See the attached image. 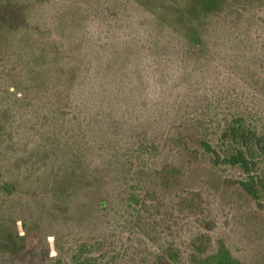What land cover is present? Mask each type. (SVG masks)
Returning a JSON list of instances; mask_svg holds the SVG:
<instances>
[{"label":"rangeland","instance_id":"rangeland-1","mask_svg":"<svg viewBox=\"0 0 264 264\" xmlns=\"http://www.w3.org/2000/svg\"><path fill=\"white\" fill-rule=\"evenodd\" d=\"M5 2L28 4V27L0 33V182L19 184L13 194L0 193V264H75L72 254L82 243L109 264H264V188L259 205L238 184L229 185L241 171L188 163L171 141L184 127L214 129L234 115L264 138V0H176L189 16H216L208 33L206 21L197 22L208 56L180 60L167 51L166 58L124 66V75L103 81L102 72L95 73L71 89L58 123L42 127L39 98L55 95L69 68L80 79L84 63L107 62L109 46L134 48L143 40L138 24L149 3ZM107 30L127 42L107 44ZM98 48L99 58L90 60ZM127 53L121 63L130 62ZM13 114L17 122L33 120L19 137L54 147L40 162L31 155L27 170L12 166L18 150L7 148ZM104 118L115 121L108 125ZM138 129L160 130L164 143L154 157L145 155L144 164L137 159ZM101 159L113 166L99 194L54 188L63 172ZM161 168L182 174L165 186Z\"/></svg>","mask_w":264,"mask_h":264},{"label":"trees","instance_id":"trees-1","mask_svg":"<svg viewBox=\"0 0 264 264\" xmlns=\"http://www.w3.org/2000/svg\"><path fill=\"white\" fill-rule=\"evenodd\" d=\"M144 1L149 3V8L140 14V22L138 24L143 32L141 35L143 40H140L134 48H130V45L128 48L123 49L118 47V45L115 48L109 46L110 53L107 57L112 56V58L108 59L107 62L99 63L97 67L88 65V62L84 63V65L86 64L85 71L82 73L80 79H78V74H76L77 70L69 68L68 74L64 79V84H62L58 92L55 95L48 94L45 97H40V104H35L38 108V115L43 112L39 127L50 124L56 125L58 123L57 121H59L62 113L65 114L67 100L72 93L71 89L79 86V83L83 82L81 79L92 81L95 76L94 74L100 72H102L103 81L109 76L124 75V72H122L124 66L130 68L133 63H141L146 58H152L154 61L155 59L166 58L165 54L167 51L173 52L174 57L177 59L185 60V58H190L193 61L206 57L211 53V49L206 41V34H202L199 30L200 25L197 22L200 20L206 21L205 28L207 30L204 32L208 33V29L216 26L214 23L216 16L208 12H201L197 16H189L179 9L176 0ZM170 1H173L174 5H172L173 3L170 4ZM176 5L177 7H175ZM27 6L28 4L26 3H0V33L4 29L27 28ZM154 34L156 35L155 38ZM128 35L130 36V34ZM157 35H161V37L158 38ZM162 35L166 36V38L163 39ZM168 37L172 39H168ZM105 39L107 44L112 43V45L116 41H122L124 45L128 40L124 35L122 36L109 30H107ZM167 39L169 42L166 41ZM144 40H149V43ZM100 51L101 49H96L94 56H90V60L99 58ZM125 51H129L127 57H130V62L121 63V53ZM54 53L59 54L60 52L55 50ZM139 75L142 76V72ZM115 78L109 79V81L112 82ZM55 90L56 88L53 91ZM29 113L32 115L31 112ZM13 115L7 148H12L14 152L18 150V153H13V155H16V159L12 166L21 170H27V167H29L28 158L31 155L36 158V161L40 162L50 158L54 154V147L41 145L37 142L30 143L29 140H23L19 137V135H23L20 132L21 128H26V124L29 123V127L31 128V125H34L32 124L33 120L30 117V122L29 120L26 123L23 121L17 122L15 120L16 114ZM104 120L108 125H111L115 121V118H104L102 121ZM219 121L221 122L217 123L218 127L214 129L203 128L202 123H200L202 126L200 128L197 124L194 127H184V132H178L177 137L172 138V146L180 149L188 163L193 164L194 162L205 161L215 168L221 167L223 170L237 169L241 171V178H228L229 185L238 184L261 205L259 198L260 190L264 188V166L261 165L264 162V138L259 135L255 128L248 125L241 115H234L224 120L222 118ZM22 124L25 125L21 126ZM138 135L142 137L140 139V150L142 151L137 156V159L139 160V164H144L147 162L145 155L154 157L164 147V143L161 131L158 129H155L153 132L146 129L145 132L143 131L140 134L138 129L136 136ZM143 139L148 142L144 149L142 144L144 142ZM145 150L146 152H144ZM112 163L114 164L115 162L113 161ZM112 166V164L104 159L97 162H85V164H80L79 168L69 169L67 174L63 172L64 175L55 180L53 184L54 188L65 190L75 196L84 192L94 197L93 194H99L104 188L106 174L111 171ZM157 173L160 177V182L165 186H169L174 179L178 178L179 174H182V171L180 168L173 171L161 168L157 170ZM18 189L19 184L14 179L0 182V193L13 194ZM104 197L105 194L103 193L99 196L102 203L105 202ZM58 210L64 213L61 208ZM72 259L75 264H109L90 255L87 243L81 244L79 249L72 254Z\"/></svg>","mask_w":264,"mask_h":264}]
</instances>
